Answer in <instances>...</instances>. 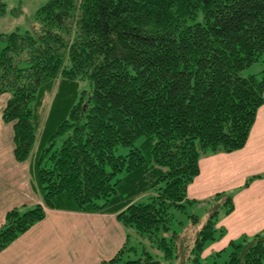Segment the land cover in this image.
Returning <instances> with one entry per match:
<instances>
[{"label": "trees", "instance_id": "16d2710c", "mask_svg": "<svg viewBox=\"0 0 264 264\" xmlns=\"http://www.w3.org/2000/svg\"><path fill=\"white\" fill-rule=\"evenodd\" d=\"M5 6L0 0V17ZM260 57L264 0H47L28 29L0 32L2 119L41 195L5 213L0 252L47 209H60L115 215L125 242L97 264H207L206 242L224 234L219 209L198 227L187 257V228L175 212L198 225L188 207L200 201L187 188L200 158L245 145L264 102V68L243 71ZM220 196L228 214L232 192ZM131 234L160 259L129 246ZM226 247L221 264H264V230Z\"/></svg>", "mask_w": 264, "mask_h": 264}, {"label": "crops", "instance_id": "0c3cea01", "mask_svg": "<svg viewBox=\"0 0 264 264\" xmlns=\"http://www.w3.org/2000/svg\"><path fill=\"white\" fill-rule=\"evenodd\" d=\"M7 99L0 95V225L9 209L41 200L30 162L14 158L12 123L2 119ZM259 174H264V102L245 145L201 157L199 173L188 185V197L199 204L218 191L232 192L233 208L217 222L224 234L206 254L264 230V176L255 177ZM249 177L254 178L243 186ZM124 242L125 231L114 214L47 209L42 220L0 252V264H97Z\"/></svg>", "mask_w": 264, "mask_h": 264}, {"label": "rangeland", "instance_id": "374dc122", "mask_svg": "<svg viewBox=\"0 0 264 264\" xmlns=\"http://www.w3.org/2000/svg\"><path fill=\"white\" fill-rule=\"evenodd\" d=\"M2 1L6 5L5 7H6L7 12L4 16L0 17V32H10L17 28H19L20 30L28 29L29 16L32 13H34V11L37 8H39L41 5H43L47 0H2ZM262 58L263 57H260L257 61L253 62L250 66L245 68L243 73L245 75L253 74V73L259 74V72H261L262 69L264 68V63L262 62ZM84 87L87 88V83L81 82L79 89L84 88ZM53 95H54V91L47 92L44 102H43V112L41 113V118L42 116L43 118L46 117L48 109L52 101V98H53ZM40 122H41V119H40ZM42 126L43 125L40 123L41 129H42ZM40 132L41 131L39 130L38 138L40 136ZM61 140L62 138H57V145L61 143ZM122 152H126V150L122 149ZM222 201H223V196H220L215 200L212 195L203 200V202L205 203L189 206L188 210L194 213L199 220V224L193 227L190 224L186 215L179 213V212H175V218H177L178 220H182L183 225H186V228H187L186 233H183L185 235L183 242H184V245L185 244L187 245V248L186 249L183 248V253H181L182 254L181 256L187 257L189 247L193 242V238L195 236V233L198 227H200V225L205 222L211 210L219 209L220 211L219 217L221 218L223 216V210L221 206ZM240 238L241 237L235 240V242H238ZM137 242H139L137 237L135 238L134 234H131L129 246L135 245L138 247L139 246L145 247L149 252L152 253V255L155 258L160 259L161 252L157 248H155L154 245L146 241L143 243H137ZM210 244H213V242L207 241L205 244V248L203 252L201 253V257L203 258L204 262L207 264H213L212 255H214L213 253H215V252L208 253V254L205 253V250L208 248ZM181 248L182 247L180 245V249ZM229 251H230V247H226L221 252L220 256L217 257V261L219 264H221L224 260L227 259Z\"/></svg>", "mask_w": 264, "mask_h": 264}]
</instances>
